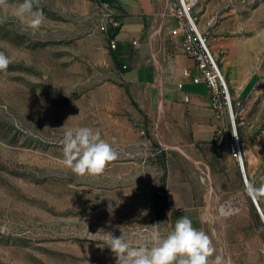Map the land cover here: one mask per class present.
Segmentation results:
<instances>
[{"label": "rangeland", "instance_id": "rangeland-1", "mask_svg": "<svg viewBox=\"0 0 264 264\" xmlns=\"http://www.w3.org/2000/svg\"><path fill=\"white\" fill-rule=\"evenodd\" d=\"M106 1L40 0L36 34L0 10V51L12 61L0 71V264H116L103 233L143 244L152 225L166 235L181 216L209 235L223 264H264V220L226 143L215 133L194 142L187 124L158 117L151 87L130 78L134 53L121 56L111 29L101 30L122 14ZM151 1L144 41L166 37L173 51L179 0ZM188 1L230 88L247 179L260 188L264 0ZM78 127L100 130L117 150L102 174L61 164L64 131ZM256 199L264 214V195Z\"/></svg>", "mask_w": 264, "mask_h": 264}, {"label": "clouds", "instance_id": "clouds-1", "mask_svg": "<svg viewBox=\"0 0 264 264\" xmlns=\"http://www.w3.org/2000/svg\"><path fill=\"white\" fill-rule=\"evenodd\" d=\"M39 2L22 0L18 4H10L9 0H0V10L5 14L10 13L32 34H36L45 20L42 10L37 7ZM4 19H7V15ZM258 35L264 36V30ZM11 62L10 57L0 51V71H6ZM62 145L61 164L81 177L102 174L118 158L113 144L101 137L100 130L90 127L66 129ZM246 191L255 198L264 195V186L255 188L249 183L246 184ZM158 224L152 225V231L144 237L147 243L138 245H133L122 231L119 237L103 233L107 236L105 245L114 253L116 264H223V258L214 255L216 249L209 235L195 228L188 216L179 217L173 230L166 235L161 233Z\"/></svg>", "mask_w": 264, "mask_h": 264}, {"label": "crops", "instance_id": "crops-1", "mask_svg": "<svg viewBox=\"0 0 264 264\" xmlns=\"http://www.w3.org/2000/svg\"><path fill=\"white\" fill-rule=\"evenodd\" d=\"M115 2L123 13L121 30L117 35L119 52L123 57H129L134 53L132 58H135L136 66L131 71L130 78L151 87L150 96L153 99L155 95L159 118L166 117L175 124H187V128L193 133L194 142L211 139L217 123L213 119V111L209 108L208 90L204 84H194L191 78L183 77V69L193 68L194 61L182 52L179 38L169 36L176 48L170 50L172 56L170 60H165L167 58L164 52H161L160 46L166 43V37L162 42L159 39V42L155 36V47L150 42V48L144 41V36L148 32L152 1L115 0ZM175 26L176 24L173 27ZM133 41L137 43L134 44ZM193 72L195 73V70ZM181 81L184 83L183 90L178 87ZM185 93L191 96L188 103L184 102Z\"/></svg>", "mask_w": 264, "mask_h": 264}, {"label": "built area", "instance_id": "built-area-1", "mask_svg": "<svg viewBox=\"0 0 264 264\" xmlns=\"http://www.w3.org/2000/svg\"><path fill=\"white\" fill-rule=\"evenodd\" d=\"M110 8L108 1L103 3ZM191 6L188 0H179V5L174 13L176 26L171 28L170 36L179 38L182 52L194 61V67H185L182 71L183 77L191 78L194 84H204L208 90V96L211 108L213 110V119L216 121L215 135L222 138L226 143L229 153L236 163L238 170L242 173L245 184H249L246 176V152L245 146L238 134L236 119L233 113V101L226 78L222 72L218 59L210 46L209 34L207 30L201 28L197 22V17L190 12ZM120 12L112 11L110 18L101 23V30L108 32L122 25L118 18ZM118 35V34H117ZM117 35L110 38L113 49L117 48ZM155 35V34H154ZM134 44L137 41H133ZM161 49L164 50V56L170 60L171 53L162 43ZM124 68L128 65L124 64ZM195 70V73L193 72ZM180 90L184 89V83H178ZM191 101L189 93L184 94V102ZM256 208L262 215V210L251 196Z\"/></svg>", "mask_w": 264, "mask_h": 264}, {"label": "trees", "instance_id": "trees-1", "mask_svg": "<svg viewBox=\"0 0 264 264\" xmlns=\"http://www.w3.org/2000/svg\"><path fill=\"white\" fill-rule=\"evenodd\" d=\"M107 1H115V0H107ZM122 17H123V13L118 16L119 19H122ZM120 30H121V26L112 29L111 34L109 35L110 38H113L115 35H117L120 32ZM113 55H114L115 60H117V58H118L117 54H115V52H113ZM116 63L119 67L122 66L121 63H119L117 61H116Z\"/></svg>", "mask_w": 264, "mask_h": 264}, {"label": "bare ground", "instance_id": "bare-ground-1", "mask_svg": "<svg viewBox=\"0 0 264 264\" xmlns=\"http://www.w3.org/2000/svg\"><path fill=\"white\" fill-rule=\"evenodd\" d=\"M246 151V150H245ZM257 200V199H256ZM259 205V204H258ZM261 208V207H260ZM263 214V213H262ZM264 215V214H263Z\"/></svg>", "mask_w": 264, "mask_h": 264}, {"label": "water", "instance_id": "water-1", "mask_svg": "<svg viewBox=\"0 0 264 264\" xmlns=\"http://www.w3.org/2000/svg\"><path fill=\"white\" fill-rule=\"evenodd\" d=\"M255 201L257 202L256 197H255Z\"/></svg>", "mask_w": 264, "mask_h": 264}]
</instances>
